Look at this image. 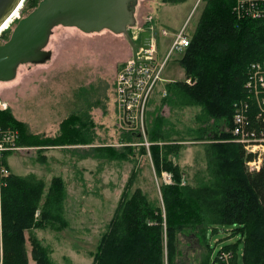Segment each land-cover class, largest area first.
I'll list each match as a JSON object with an SVG mask.
<instances>
[{
	"label": "rangeland",
	"instance_id": "374dc122",
	"mask_svg": "<svg viewBox=\"0 0 264 264\" xmlns=\"http://www.w3.org/2000/svg\"><path fill=\"white\" fill-rule=\"evenodd\" d=\"M205 2H200L195 8L196 0H186L177 5L165 4L168 2L163 0H140L137 6L138 23L130 29V33L137 37V42H141V30H150L153 36L158 25L169 32L186 27V34L191 36L198 26ZM33 9L24 4L22 17ZM18 21L4 37H0V44L10 39ZM162 33L156 35L161 50L168 45L170 38ZM153 43L157 60V44L154 39ZM47 49L53 51L50 60L41 64H22L14 80L0 81V100L8 103L7 109L0 106V114L7 112L11 115L12 120L18 123L15 129L23 135V149L8 155L7 162L11 175H35L42 179L46 183L45 194L56 176L64 178L66 182L63 214L68 221L67 225L60 229L62 225L56 224L57 227L61 226L59 230L50 227L26 230L29 264H36L30 255L31 235L47 248L53 264H92V253L97 251L101 236L115 215L129 181L132 182V191L137 187L142 188L151 200L159 202L165 209L162 186L174 184L176 177L166 169L160 176L154 168L152 142L148 138L147 129L152 119L149 113L159 114L158 109L161 108L167 118L179 123L180 129L192 131L198 128L201 109H173L163 103V98L167 96L163 91L166 89L168 94L167 84L170 81L184 80L188 83L190 79L193 82L197 80L184 76V69L177 62L182 54L171 53V59H168L169 62L167 60L168 64L162 71V81L150 96L144 132L135 124L131 126L124 121L119 103V75L133 56L126 35L108 30L88 34L75 27L60 25L55 27ZM166 76L176 78L168 80ZM193 82L191 85H194ZM87 116L90 118L85 120H92L94 125L91 123L89 134L95 141L91 145H74L71 142L76 139L73 126L79 125L82 118ZM233 124H227L226 132L231 134L228 141L239 143L232 134ZM127 132H138L142 137L131 143H123V136ZM60 134L71 142L70 145L39 146L38 142L42 139L55 138ZM184 138L186 141L181 142L184 148L173 160L184 171L182 184L199 185L209 179L205 146L201 141L192 139V132L185 133ZM128 145H132L134 156L115 157L127 152ZM95 147L97 149H93ZM141 148H145V153ZM249 149H246V156L251 159L246 161V166L255 170L251 162L259 160L262 147L257 144L249 146ZM100 154L104 156L96 158ZM165 173L172 176V182H166ZM238 230L235 226L211 228L208 237L211 264H219V252L228 247L236 248L231 263L244 264L245 237ZM177 237L176 264H201L209 256L206 241L203 238L198 240L194 231L178 233Z\"/></svg>",
	"mask_w": 264,
	"mask_h": 264
},
{
	"label": "trees",
	"instance_id": "16d2710c",
	"mask_svg": "<svg viewBox=\"0 0 264 264\" xmlns=\"http://www.w3.org/2000/svg\"><path fill=\"white\" fill-rule=\"evenodd\" d=\"M163 1L178 4L186 0ZM39 2L26 0L24 4L35 8ZM205 4L198 26L190 36V45L180 60L187 78L197 81L194 85L184 80L169 82L168 94L163 98V103L173 109H201L200 126L192 131L180 129L179 123L167 118L161 108L159 114L149 113L152 119L147 129L154 168L160 176L166 169L176 177L174 184L162 186L165 209L142 188L132 191L129 181L97 251L92 253L93 264H176L177 235L187 230L194 231L198 240L206 241L210 252L201 264H211L209 231L220 225L235 226L245 237L244 264H264V154L260 170H250L246 161L251 158L246 156L245 146L228 141L231 134L226 132L227 124L231 126L234 122L235 104L248 98L245 84L251 64L264 63V19H239L233 12V0H208ZM249 100L246 129L264 140V113H260L254 98ZM88 118L73 126L74 145H91L95 141L89 134L91 123L94 125L92 120L87 122ZM0 124L18 126L7 112L0 114ZM188 132H192V139L203 143L208 156L209 179L199 185L182 184L184 171L173 160L184 148L181 142L186 141L184 134ZM63 137L60 134L42 139L38 144L70 145ZM141 137L138 132H127L122 141L131 143ZM19 144H23L21 133ZM141 149L145 153V148ZM132 152V145H128L127 152L115 157L129 158L134 156ZM101 156L104 155L96 158ZM52 181L45 194L46 183L35 175L12 174L8 178L0 202V264H29L26 230L47 227L59 230L58 223L62 225L60 229L66 227L68 221L63 214L66 182L60 176ZM30 241L36 264H53L40 240L31 235ZM227 249L236 252L235 247Z\"/></svg>",
	"mask_w": 264,
	"mask_h": 264
},
{
	"label": "built area",
	"instance_id": "2783aa9c",
	"mask_svg": "<svg viewBox=\"0 0 264 264\" xmlns=\"http://www.w3.org/2000/svg\"><path fill=\"white\" fill-rule=\"evenodd\" d=\"M202 1L207 0H196L197 4L195 8ZM233 1V12L239 19H264V0ZM185 29L186 27L175 34L170 53L164 61H157L154 57L155 48L152 39L150 48L139 47L136 58L133 55L131 60L122 68L119 75L117 92L120 107L123 110V119L131 126L135 124L146 132V111L149 106L150 96L162 81V71L166 66L167 60L171 53L178 50H185L190 45L191 37L186 34ZM142 31L143 29L140 33ZM163 34L168 35L169 31L164 29ZM132 39L137 42L136 36H132ZM192 82L191 79L188 80V83L192 84ZM193 83L195 84L196 81ZM245 89L248 98L240 104H235L232 134L235 136L236 141L243 144L248 150H250L249 146H257V144L262 147L259 160L251 162L255 165L253 169L260 170L263 162L264 140L257 138L254 133L248 132L246 126L251 108L249 99L254 98L260 108V113H264V63L258 62L251 64ZM163 94L167 95L166 89L163 91ZM0 106L2 109H7L8 103L0 100ZM127 110H129V113L125 116ZM19 141L20 132L17 129L0 124V194L7 185L8 178L12 173L10 165L7 162L8 155L23 149ZM146 144L149 143L146 142ZM164 175L167 183L172 182V176L170 174L165 173ZM234 255L233 250L222 249L219 252V264H232Z\"/></svg>",
	"mask_w": 264,
	"mask_h": 264
},
{
	"label": "water",
	"instance_id": "95a60500",
	"mask_svg": "<svg viewBox=\"0 0 264 264\" xmlns=\"http://www.w3.org/2000/svg\"><path fill=\"white\" fill-rule=\"evenodd\" d=\"M140 0H41L14 27L10 39L0 44V81L14 80L20 65L41 64L52 58L47 49L57 26L75 27L84 33L108 30L126 35L136 58L139 47L150 48L152 32L143 30L141 42L132 39ZM25 0H0V29ZM135 76V74H134ZM129 113L126 111L125 116Z\"/></svg>",
	"mask_w": 264,
	"mask_h": 264
},
{
	"label": "crops",
	"instance_id": "0c3cea01",
	"mask_svg": "<svg viewBox=\"0 0 264 264\" xmlns=\"http://www.w3.org/2000/svg\"><path fill=\"white\" fill-rule=\"evenodd\" d=\"M163 3V2H162ZM165 4H169V3H165ZM171 5H173V4H171ZM175 5H177V4H175ZM154 20H155V24L157 25V23H156V17L154 18ZM157 27H158V29H157V31H156V33L152 36L153 37V39H154V41L156 42V44H157V60L158 61H163L168 55H169V53H170V50H171V48H172V45H173V42H174V38H175V34L177 33V32H179V31H172V32H169V34L168 35H164L163 33H162V30L164 29V28H160L158 25H157ZM160 33H162L164 36H166V37H170L169 38V40H168V45L163 49V50H161L160 48H159V42H158V39H157V37H156V35L158 34H160ZM153 34V33H152ZM177 52V55H179V54H182V56L178 59V61L177 62H179L180 63V60H181V58L183 57V55H184V52H185V50H178V51H175V52H173V54L174 53H176ZM172 56V55H171ZM177 57V56H176ZM175 57V59H177ZM171 59V57L169 58V60ZM169 60H168V62H169ZM168 62H167V64H168ZM181 65V64H180ZM167 66V65H166ZM184 69V68H183ZM184 72H185V75L184 76H186V71H185V69H184ZM165 78H167L168 80H174V78H176V77H173V78H171V77H165ZM166 79V80H167ZM170 82H172V81H170ZM32 250V249H31ZM31 255V254H30ZM93 257V256H92ZM33 260V259H32ZM34 261V260H33ZM93 264V263H92Z\"/></svg>",
	"mask_w": 264,
	"mask_h": 264
},
{
	"label": "bare ground",
	"instance_id": "6f19581e",
	"mask_svg": "<svg viewBox=\"0 0 264 264\" xmlns=\"http://www.w3.org/2000/svg\"><path fill=\"white\" fill-rule=\"evenodd\" d=\"M26 1V0H25ZM24 7V3H21L19 7L13 12V14L7 19V21L3 24L0 29V36L5 30H8L15 22L22 19V9Z\"/></svg>",
	"mask_w": 264,
	"mask_h": 264
}]
</instances>
